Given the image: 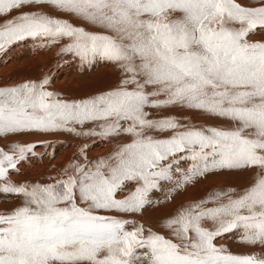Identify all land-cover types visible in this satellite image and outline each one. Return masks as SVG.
Masks as SVG:
<instances>
[{"label":"snow or ice","instance_id":"6c2138e0","mask_svg":"<svg viewBox=\"0 0 264 264\" xmlns=\"http://www.w3.org/2000/svg\"><path fill=\"white\" fill-rule=\"evenodd\" d=\"M40 4L102 31L24 12L0 24V51L29 38L67 39L63 53L89 65L113 62L124 78L115 89L71 101L47 90L48 77L0 87V136L66 131L131 139L94 160L81 147V159L46 184L7 179L36 144L0 149V192L22 200L0 214V264H264V255H234L214 243L241 229L242 243L264 247V42L247 39L264 30V0L257 7L236 0H0V15ZM169 106L227 119L232 127L149 119L145 110ZM156 131L172 134L156 138ZM182 161L190 162L187 169ZM252 167L258 171L246 189L217 191L167 219L172 238L102 214L141 212L162 183L171 185V198L207 173Z\"/></svg>","mask_w":264,"mask_h":264},{"label":"bare ground","instance_id":"6f19581e","mask_svg":"<svg viewBox=\"0 0 264 264\" xmlns=\"http://www.w3.org/2000/svg\"><path fill=\"white\" fill-rule=\"evenodd\" d=\"M236 2L244 7H257L260 6L261 0H236ZM24 12H43L56 18L68 20L74 26H83L88 31H102L98 27L88 25L79 18L55 10L46 4L30 5L22 7L18 11H12L8 15H0V24ZM234 26L238 27V25ZM247 39L249 42H264V30L257 29ZM67 43H69L67 39L49 44L47 41L29 38L14 43L5 51H0V87L16 86L27 81L40 82L48 77L50 84L46 86L47 90L56 93L62 99L71 101L92 97L120 85L124 74L115 63L102 60H97L91 65L82 63L78 57L61 51ZM128 87L134 86L129 85ZM145 110L149 113V119L175 117L182 123H190L197 127H232V122L227 119L179 106L161 109L146 108ZM84 127L88 129L93 125L86 124ZM151 134L156 138H166L172 133L171 131H156ZM130 139L127 135L107 140L99 137L76 136L66 131L25 132L0 136V149L8 151L10 145L14 143L36 144L34 154H29L24 161L18 164L16 170H10L7 179L15 184H46L52 183L51 178L57 176L69 163L81 159L79 152L81 147L87 145V157L94 160L112 152L117 143H127ZM44 144H47L48 147H44ZM189 164V161H182L180 166L184 165L187 169ZM257 171L258 169L255 167L228 170L227 173L224 171L222 174L218 170L220 175L215 174V177H212L213 175L210 177L211 174L207 173V176L210 174L209 177L205 178V175L197 177L183 189L171 193V198H168V189L171 185L165 184L161 186L164 188H160L159 191H153L156 197L154 203L146 205L139 213L125 214L111 211L102 214L133 220L137 224H142L146 230L150 229L166 238H172L171 231L164 225L167 219L174 217L182 207L204 200L217 190L225 192L232 188L240 192L253 183ZM134 188L135 185L132 183L127 185L128 190H134ZM214 188L217 190L214 191ZM10 195L13 200L8 197ZM125 195H127V191L118 194L117 199H123ZM0 198L3 199L2 205H0V214L10 213L22 204L21 198L15 194L0 192ZM208 206L213 205L209 204ZM204 226L212 227L208 221L204 222ZM241 235L242 230L236 229L217 237L214 243L217 247L223 246L230 253L243 251L242 254L245 255L253 253L264 255V247L242 243Z\"/></svg>","mask_w":264,"mask_h":264},{"label":"rangeland","instance_id":"374dc122","mask_svg":"<svg viewBox=\"0 0 264 264\" xmlns=\"http://www.w3.org/2000/svg\"><path fill=\"white\" fill-rule=\"evenodd\" d=\"M180 167H182V168H184V169H186V167L184 166V165H182V166H180ZM220 172H221V174H222V172H224L225 171V173H227L226 171H228V169H223V171L222 170H219ZM229 171H232V170H229ZM220 172H217V171H215V172H210V174H208V176H207V174H205V178H206V176L207 177H209V175H210V177L212 176V177H215L217 174H219L220 175ZM216 174V175H215ZM167 185V183H162L161 184V186H163V185ZM160 188H164V187H160ZM160 190V189H159ZM159 190H157V191H159ZM215 190H217L216 188H214V191ZM218 191V190H217ZM10 199H12V196L10 195V196H8ZM154 198H156L155 197V195H154V192H151V194H150V199L154 202ZM1 200H0V205H2L1 203L3 202V199L2 198H0ZM13 200V199H12ZM1 207V206H0ZM242 252L243 251H238V252H235V253H231V254H234V255H237V253H238V255H245L244 253L242 254Z\"/></svg>","mask_w":264,"mask_h":264}]
</instances>
